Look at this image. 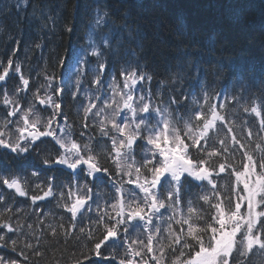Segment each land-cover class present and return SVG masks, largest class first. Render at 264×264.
<instances>
[{"label": "trees", "instance_id": "16d2710c", "mask_svg": "<svg viewBox=\"0 0 264 264\" xmlns=\"http://www.w3.org/2000/svg\"><path fill=\"white\" fill-rule=\"evenodd\" d=\"M17 3L18 0H0V65L7 66L11 58L14 65L21 66L22 75L30 81L28 87L31 91H21L19 97H28L21 101L24 110H27L29 103L35 104L31 118L39 117L41 127L48 125L50 115L54 111L51 107L45 111L44 106L35 102V95H43L48 89L49 80L45 79V71L49 77H54L55 83L59 85L64 70L68 69L70 64L73 66V57L82 56L85 37L96 12L95 6L99 5L101 15L104 12L109 14L105 17L100 35L105 36L112 47L102 49L104 55L100 56L99 61L92 58L89 69L83 72L82 76L73 69L71 73L67 70L64 102L61 109L56 110L62 111L63 115L56 116L51 128L55 129L58 124H62L71 139L81 145H96L97 141L102 139L99 122L105 120L106 116L102 113L99 117L92 114L86 117L84 107L88 100L92 104L98 103L95 99L96 85L92 84V81L98 62H104L106 68L103 78L109 82L113 75L120 81L122 68L151 75L152 79L143 81L141 86L146 97L149 92L152 93L153 106L163 102L161 107L167 109L175 95L180 100L179 107L171 105V109L176 110V119H173L174 113L171 111H165L164 119L169 121L173 129L183 131L181 139H187L189 143L191 137L187 136V131L191 129L193 135L198 136L202 127V120L197 121L195 112L190 110L196 108L197 111L207 113L213 99L217 98L218 102L223 104L227 98V109H219L218 113L228 116V125H220L223 129L220 139L227 133L228 149L231 151L226 149L221 155L208 159L226 163L229 172L236 168L244 171L243 166L249 163V155L258 161L264 154V132L257 131L260 118L251 113L252 107L264 112V92L261 91V85H264V25L261 23L258 8L246 7L238 11L237 5L247 3V0H26V6L22 4L19 9L16 7ZM125 10L128 12V23L133 27L138 25L141 30L142 38L139 41H129L127 30L122 27L124 22L121 16ZM69 27L71 31H68ZM133 52L137 55L133 56ZM188 59L193 61L191 66L187 62ZM61 61L64 63L61 64ZM177 73L183 75L184 79L179 84H174L173 79ZM78 75L82 82L80 96L75 92V80ZM203 85H210L207 89L209 100H205ZM17 86L23 88L13 67L7 80L10 96L15 93ZM120 88L122 87L117 83V92L113 93L107 85L104 87L103 91L111 105L106 112L112 109L107 116L109 119L118 107L114 100L119 98ZM72 93H77V98H74ZM234 95L240 102L233 107ZM54 99L59 102L61 98ZM245 106L248 108L247 112ZM9 110H12L11 106L5 108L0 95V124L5 118L16 121L18 116L23 115V112H18L17 116L6 117ZM229 126L234 129V133L228 132ZM106 127L110 129L111 124L108 123ZM12 131H15V124L12 125ZM249 131L252 132L251 137ZM81 132L84 133L83 136ZM233 134L238 138L235 143ZM46 139L52 142L49 138ZM214 142L217 148L221 147L219 140ZM107 146L111 148L110 141ZM204 147L209 145L205 144ZM103 149L102 144L96 149L102 157ZM192 151L196 154L194 148ZM141 155L142 151L137 150V157ZM128 163L131 164L132 161L129 160ZM108 166L116 172L113 160L109 161ZM7 169L15 170V178L26 187L28 196L19 197L14 191L0 184V223L11 222L17 231L9 235L19 237L20 247L24 246L27 239L32 248H39L43 253L38 257L29 249H25L29 253L26 264H77V257L83 260L81 253L86 254L87 246L94 244V240L89 239V234L99 235L96 232L97 224L94 223L98 211L97 204L93 202L95 197L88 201L91 211H85L83 218L72 227L70 213L65 211V204L69 205V196L73 191V187L70 189L66 185H74L70 171L57 167L54 174L61 183V189L55 193V199L49 197L33 204L31 196L43 195V191L35 188L32 183L35 177H32L31 171L41 170L40 175L44 179L52 175V171L44 168L35 153L32 159L23 165L10 162L5 166L0 163V176H8ZM136 178L135 165L122 170L123 183L121 175L116 176L117 184L125 195L136 192L132 190L134 184L129 182ZM241 178L239 182L243 181ZM227 179L225 176V180H219L221 191H224ZM140 180H143L142 174ZM231 182L235 188V177H231ZM79 183L83 184V177L79 179ZM240 184L239 187L242 188ZM208 187L210 186L206 182L204 188L192 182L185 186L183 203L179 207L174 210H161L164 215L161 218L160 232L156 233L155 229L153 231L164 244L165 250L179 247L174 242L175 238L180 232L187 234L188 223L181 228L180 221L190 220L193 227L207 226L205 219H210L211 210L201 196H212V193L207 191ZM42 188L47 190L44 185ZM60 191H63V196ZM80 191L82 194L86 193V189L81 188ZM100 191L99 212L103 213L107 208L108 214L114 217L116 209H113L111 204L116 202L119 193L116 189H111L110 192L108 189ZM136 193L140 199L143 198L142 193ZM216 199L219 201V195ZM189 200L192 202L191 214L188 212ZM242 208L246 211L245 207ZM81 226L83 234L80 232ZM216 226L219 228V225ZM103 231L101 227L100 232ZM131 239L143 241V244L133 245L141 251V256L128 255L133 264H155L153 255L161 259L159 245H154V253L148 252V235L142 229L131 230ZM2 251L0 250V253ZM182 251L187 254L190 249L184 248ZM112 252L113 249L109 248L108 253ZM118 252L123 257L126 248L121 247ZM8 255L16 256L18 260L22 258L12 252H8ZM185 259L186 256L177 252L175 257L167 256V264H179L180 260ZM241 260L244 264H264V250L252 251L243 257L238 255L237 264Z\"/></svg>", "mask_w": 264, "mask_h": 264}, {"label": "snow or ice", "instance_id": "6c2138e0", "mask_svg": "<svg viewBox=\"0 0 264 264\" xmlns=\"http://www.w3.org/2000/svg\"><path fill=\"white\" fill-rule=\"evenodd\" d=\"M22 4L26 6V0H18L16 7L19 9ZM246 7L258 8L261 23L264 25V0H247V3L237 5L238 11ZM95 11L97 14L94 23L99 28L109 14L104 12L101 15L99 5L95 6ZM121 19L124 22L122 27L127 30L128 40L139 41L142 38L141 30L138 25L133 27L128 23L127 10L122 13ZM71 30L69 27L68 31ZM104 44L111 49V42L107 38L104 39ZM90 55L99 61L104 53L93 46ZM132 55L135 56L137 53L133 52ZM187 62L189 66L193 63L191 59ZM63 63L61 61V64ZM72 63L77 65L79 74L81 73L79 65L88 62L80 60L77 56ZM0 67H2L0 95H2L4 107L11 106L12 108L7 111L6 117H14L18 112H23V115L18 116L16 121L5 118L0 124V163L5 166L10 162L23 165L29 162L35 153L44 168L52 171L53 174L47 179L42 178L41 170L31 171L32 177H35L32 183L36 189L43 191V195L31 196L33 204L49 197L55 199V193L61 189V183L57 181L54 174L57 167L70 170L72 179L77 181L75 201L70 206L65 204V211L71 216L72 227H75L76 222L83 218L85 211H91V204L88 201L95 197L93 202L97 204L98 211L94 223L97 224L96 232L99 235L89 234V239H93L94 244L87 246L86 254L81 253L83 260L77 257V264H84L85 261L87 264H133V260L129 259L128 255L141 256V251L133 245L143 244V241L131 239V230L140 229L148 233L146 245L148 252L154 253V245H159L161 259L153 255L155 264H167V256L175 257L177 252L181 256H186V259L180 260L179 264H237V256L243 257L250 254L254 246L258 245L260 250H264V154L258 161L254 159V156L249 155L247 157L249 163L243 166L244 171L236 168L229 172L226 163L219 160L212 162L208 159V157H217L228 149L227 133L223 139H220V133L223 130L220 125H228V116L218 113L219 109H227V98L223 104L219 102L209 104L207 113L197 111L196 108L190 110L195 112L197 121L202 120V127L198 136L193 135L191 129L187 131V136L191 137L189 143L187 139H181L183 131L173 129L169 121L164 119L165 111L173 112V119H176V110L171 109V105L175 104L179 107L180 100L174 95L168 108L165 109L161 107L163 102L153 106L151 92L147 97L141 94L134 99V86L145 80L150 81L152 77L139 71L122 68L120 76L124 83L119 91L124 101L123 108L118 106L110 119L106 117L105 120L99 122L102 139L98 140L96 145L90 146L88 143L81 145L71 140L68 133H64L62 138L57 135L56 130L49 127L57 115H63L62 111L56 110H60L64 102L63 96L67 81L62 79L57 85L55 78L49 77L45 71V79L49 80L48 89L43 95H35V102L44 106L45 111L49 107L54 111L50 115L48 125L41 127L39 117L31 118L35 104L29 103L27 110H24L21 101L28 97H19L21 91H31L28 87L30 81L22 75L21 66L14 65V61L9 58L7 66L0 65ZM13 67L14 73L20 74V84L23 88L17 86L15 93L10 96L7 90V80ZM105 68L104 62H98V68L92 81V84L96 85L95 99L98 103L92 104L90 101L89 105L84 107L86 117L89 113L99 117L111 106L103 91L105 85L113 93L117 92L118 78L113 75L111 82L103 78ZM71 71L72 64L68 67V73ZM183 79V75L177 73L173 83L179 84ZM75 86L78 92L82 91L79 75L75 80ZM208 87L210 85L202 87L205 100L210 99L207 95ZM261 91L264 92V85H261ZM72 95L77 98V93H72ZM54 97L61 99L57 102ZM239 102V98L234 95L232 106L234 107ZM93 108L97 110L93 112ZM245 111H248L247 106H245ZM251 113H255L260 118V127L257 131L264 132V112L257 107H252ZM209 114L211 119H209ZM161 120H163V131H161ZM108 123L111 124L110 129L106 127ZM13 124H15V131H12ZM196 126L198 125H193V127ZM6 132L7 137L5 138ZM228 132L234 133V129L229 126ZM83 135L84 133L81 132V136ZM251 136L252 132L249 131V137ZM49 137L52 138L51 143L46 139ZM89 139L91 140L92 137ZM232 139L235 143L238 138L233 134ZM214 140H219L220 148L216 147ZM109 141L111 148L107 146ZM141 141L143 143H140ZM100 144L104 146L103 157L96 150ZM205 144L209 147H204ZM193 148L196 154H193ZM137 150H141L143 155L137 157ZM228 150L231 151V149ZM110 160H113L115 173L108 166ZM129 160L132 161L131 164L128 163ZM133 165H135L137 180L129 182L135 183L140 193H143L142 199L136 192L125 195L116 181V176L121 175V183H123L122 170L126 167L131 168ZM217 166L219 172H217ZM7 171L8 176H0V184L14 191L19 197L28 196L26 187L15 178V170L7 169ZM141 174L142 182L140 181ZM252 174H255L257 179L250 184L248 177ZM225 176L228 179L225 182L224 191H221L219 180H225ZM241 176L245 177L242 188L239 187ZM81 177H83V184L79 183ZM231 177H235V188L232 186ZM192 182H196V185L201 188L205 187V182L210 186L207 191L211 192L212 196L207 194L201 196L211 210L210 219H205L206 227H193L190 220L180 221L181 228L188 223L187 234L180 232L174 241L179 247L167 251L153 231L155 229L156 233L160 232V225L156 221L163 217L162 209L174 210L183 203V190ZM42 185L46 186L47 190H43ZM66 186L70 189L73 187L72 184ZM81 188L86 189V193L82 194ZM101 189H108L109 192L111 189H116L119 193L116 202L111 204V207L116 209L114 217L108 214L107 208L103 213L99 212ZM60 195L63 196V191H60ZM217 195H219V201L216 199ZM233 197L235 203H233ZM188 204V212L191 214L193 211L191 200ZM242 204L246 211L242 208ZM216 225H219V228ZM101 227L104 229L103 232H100ZM16 231L11 222L0 223V250H3L0 253V264H26L29 253L25 249H29L38 257L43 255L39 248H32L27 239H25L24 246L20 247L19 237L9 235L10 233L15 234ZM80 232L83 234V226L80 227ZM209 233H211L210 236ZM73 238H75V233H73ZM121 247L126 248L123 257L118 252ZM109 248L113 249L111 254L108 253ZM184 248L190 251L185 254L182 251ZM8 252L15 253L22 258L18 260L16 256L8 255ZM176 259L179 258L176 257ZM239 264H244V261L241 260Z\"/></svg>", "mask_w": 264, "mask_h": 264}, {"label": "rangeland", "instance_id": "374dc122", "mask_svg": "<svg viewBox=\"0 0 264 264\" xmlns=\"http://www.w3.org/2000/svg\"><path fill=\"white\" fill-rule=\"evenodd\" d=\"M91 26H92V24L90 25V27H91ZM91 29H94V31H95V38H96V31H97L96 29H97V27L95 26V23L93 24V26H92ZM120 39H121V38H120V36H119V40H120ZM88 43H89V39H88ZM91 44H93V43H89V48H88V51L85 53V56L90 55V52H91V47H90V45H91ZM80 65H81L80 67H83V66H84V64H83V65L80 64ZM81 69H82V68H81ZM86 69L88 70L89 67L86 66ZM75 92H78L76 88H75ZM78 94H79V96H80L81 91L78 92ZM109 112H112V109L108 110L107 112L105 111L103 114L107 117V116L110 115Z\"/></svg>", "mask_w": 264, "mask_h": 264}, {"label": "bare ground", "instance_id": "6f19581e", "mask_svg": "<svg viewBox=\"0 0 264 264\" xmlns=\"http://www.w3.org/2000/svg\"><path fill=\"white\" fill-rule=\"evenodd\" d=\"M11 36H12V34H11Z\"/></svg>", "mask_w": 264, "mask_h": 264}]
</instances>
